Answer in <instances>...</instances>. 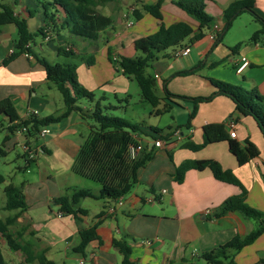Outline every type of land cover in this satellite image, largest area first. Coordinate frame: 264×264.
I'll list each match as a JSON object with an SVG mask.
<instances>
[{
    "label": "crops",
    "instance_id": "obj_1",
    "mask_svg": "<svg viewBox=\"0 0 264 264\" xmlns=\"http://www.w3.org/2000/svg\"><path fill=\"white\" fill-rule=\"evenodd\" d=\"M158 1L96 0L97 11L113 20V26L101 32L97 40L75 38L67 29H62L50 43H44L42 38L37 43L36 39L35 51L37 54L38 48L46 51V46L58 54L59 48L63 47L83 56V60L79 59L82 65H77V75L86 89L126 93L127 77L113 58L144 56L146 52L136 47L140 39L156 33L161 23L170 26L183 22L192 28V35L179 46L158 54L149 66L154 68L153 76L147 72L149 67L146 68V74L156 80V94L159 87L165 96L166 87L173 95L207 97L216 90L210 81L214 79L247 89L256 88L264 96V41L250 42L260 24L242 28L237 20L244 12L233 21L222 42H216V36L225 26V10L230 4L245 0H203L213 26L203 30L204 35L198 40H192L200 33L198 23L175 5L177 0H162L163 19L154 18L150 8ZM254 9L264 18V0H254ZM13 10L27 20L31 32L45 27L48 21L43 10L30 0H15ZM55 15L58 23L65 18L58 9ZM130 22H133L132 26H129ZM16 38L14 25L0 28V100L10 98L21 120L62 114L65 111L63 97H58L54 88L59 90L48 82L44 68L33 56L22 54L7 65L3 63L14 51ZM238 44L241 46L233 50ZM184 47L190 50L187 56L174 55L176 50ZM242 58H246L248 64L239 72ZM87 60L92 62L90 66ZM199 65L201 68L194 74L176 75ZM163 95L158 96L163 98ZM89 105L82 107L91 109L93 104ZM192 105L185 99L183 107L188 112ZM4 121L5 125L0 123V128L6 130L5 117ZM231 122L236 134L234 139L243 146L249 141L260 151L257 158L245 165L239 166L227 142L210 144L196 152L182 147L188 140L201 144L203 128L208 124H225L230 134ZM44 128L49 130L44 137L27 138L24 135L23 143L21 134H7L9 138L5 147L8 150L22 149L19 156L24 160L26 173H32L36 168L35 181L21 180L20 187L12 180L9 182L21 189L27 204L26 210L16 209L15 214L20 213L17 222L27 220L29 232L34 231L33 237L29 232L27 234L35 243V250L45 251L47 258L56 264H121L123 256L113 246L114 240L126 241L132 249L130 261L133 264H207L202 258L203 253L226 244L237 235L245 237L250 234L256 222L238 212L221 218L212 217L214 210L225 200L240 194L239 187L218 181L210 170H189L182 183L174 181L175 167L187 160L219 162L224 169L232 171L247 190V204L264 212V138L261 130L253 117L240 115L229 98L216 96L210 102L199 104L190 128L163 131L162 135H167V139H159L161 147H156L150 137H136L139 154L154 148V158L139 170V183L128 194L114 200L90 197L80 200L78 207L87 211L85 216H81L82 225L85 228L96 226L100 240L90 242L84 253L75 252L81 243L79 228L72 216H59L55 199L80 189L94 195L101 192V186H90L85 183L89 179L72 170L91 126L77 112H72ZM32 139L37 142L33 150L30 145ZM25 145L33 151L34 157L24 151ZM2 237L0 235L1 249ZM234 261L235 264H264V233L238 252Z\"/></svg>",
    "mask_w": 264,
    "mask_h": 264
},
{
    "label": "trees",
    "instance_id": "obj_2",
    "mask_svg": "<svg viewBox=\"0 0 264 264\" xmlns=\"http://www.w3.org/2000/svg\"><path fill=\"white\" fill-rule=\"evenodd\" d=\"M37 7H42L45 18L48 20L45 27L39 28L35 32L29 30L26 19L15 14L12 7L0 1V28L6 25H14L17 29V38L14 41V51L3 61L5 65L13 61L24 53L33 56L45 72L48 82L53 83L63 97L65 111L58 116H47L38 118L31 116L27 120H21L15 105L10 98L0 100V115L5 117L7 122L6 130L8 136L16 133L17 129L25 126L27 128L26 137L34 138L42 128L53 123H57L69 116L72 112H77L84 121L91 120V130L88 138L80 147L76 156L72 170L75 174L98 183L101 186L99 195H94L88 190L80 189L72 194H64L55 199V204L59 207L63 216H72L79 228L81 237L80 245L75 248V252L84 253L87 245L95 240H100L96 232V226L85 228L82 225L81 216H85L87 211L78 207L82 198L108 199L114 200L128 194L134 186L139 183L138 172L141 168L154 158L155 150L152 148L143 152L137 158L132 159L129 154L131 146L139 147L137 136H147L153 141L159 139L166 140L167 135H162L163 130L150 127L143 128L139 123L130 121L105 113L109 108H103L101 100L96 101L95 93L86 89L78 79L77 65L73 63H50L35 51V40L38 37H45L46 30L50 29L54 35L60 30L67 29L71 36L83 40H97L100 33L113 26V20L97 11L96 0H33ZM175 5L191 16L199 25L200 33L192 40L203 37V30L211 29L213 19L206 11L203 0H177ZM162 0L153 4L150 8L151 15L162 21ZM56 9L65 16L61 23L56 20ZM244 12H249L260 24V29L250 38L251 43L264 41V18L255 11L254 0L236 1L229 5L224 12L225 26L217 36V43L222 42L226 33L230 30L233 21ZM139 16L137 15V18ZM192 28L183 22L166 26L161 23L158 31L152 35L144 37L137 42V49L144 50L146 54L139 57L121 56L118 61L124 76L134 79L140 88L141 95L153 108H158L161 101L164 102V109H157L156 114L162 115L168 112L173 105L177 104L174 98H183L193 103V108L189 114L185 128H190L192 120L195 118L199 104L210 102L216 96H225L235 105V109L242 116L253 117L264 138V96L258 89H247L245 87L231 83L210 79L215 87V92L207 97L187 98L171 94L164 88L165 96L160 98L155 93L156 80L151 75L146 74V68L158 58V54L166 50L179 46L182 41L192 35ZM238 44L233 50L240 47ZM58 54L65 58L76 57L83 60V56L76 55L63 47L59 48ZM110 56V53H109ZM111 57V56H110ZM89 66L91 61L86 62ZM201 65L187 71L178 72L176 75H189L196 73ZM87 100L93 107L91 109L82 107L79 103ZM19 124L15 125L14 122ZM9 137H6L7 140ZM227 142L231 154L235 156L239 166L245 165L249 161L260 155L259 149L249 141L246 145H241L227 132L225 124H208L203 128V142L195 144L188 140L182 147L191 151H199L210 144ZM169 157L171 154L169 153ZM189 170L204 171L210 170L214 178L218 181L228 183L240 188L238 195L225 200L217 207L212 217L221 218L229 213L238 212L244 218L256 222L254 230L245 237L237 235L226 244L202 254V258L207 264H235V255L244 247L251 245L264 233V212L259 211L246 202L247 190L235 177L232 171L226 170L215 160H187L175 167L172 174L177 183H182ZM5 182V177L0 174V185ZM7 195V210H26L27 206L23 199L21 189L9 184L5 188ZM18 215L8 217L4 221L0 220V235L3 236L6 245L14 252H20L25 256L26 264H56L47 258L45 251L35 250V243L32 240L23 241L22 231L12 233L11 227L16 223ZM29 234L33 237L34 231ZM113 246L122 254L121 264H133L130 261L132 249L125 240H114ZM0 264H7L0 243Z\"/></svg>",
    "mask_w": 264,
    "mask_h": 264
},
{
    "label": "rangeland",
    "instance_id": "obj_3",
    "mask_svg": "<svg viewBox=\"0 0 264 264\" xmlns=\"http://www.w3.org/2000/svg\"><path fill=\"white\" fill-rule=\"evenodd\" d=\"M1 2L9 5L10 7H15V0H0ZM33 2L35 6V2ZM42 10V7H38ZM238 25H241L242 28L248 27L251 28L253 25H258V22L255 20L254 16L248 12L241 15L238 20ZM234 33V32H233ZM232 35V34H231ZM42 41L41 37L37 38V43ZM42 51L40 48L37 49L38 54L41 57H45L48 61L52 63H73L78 66L82 65V62L74 57L65 58L57 54L56 51H51L49 48L44 47ZM147 72L153 76L154 68L149 67ZM128 82V89L126 93H114L111 92L110 89L105 90H97L95 91V99L96 101L100 100L102 97H105L104 100H101V105L103 108L107 107L108 110L105 113L112 114L117 117L124 118L131 123H139L143 125L145 128L154 127L166 132L167 130L171 129L174 130L176 128H180L185 131V125L188 122L189 114L191 111L188 112L187 109L183 107L185 103V99L183 98H174L176 103L173 105L168 112L163 113L162 115H157V109H164V103L158 106V108H153L141 95V91L139 88L138 83L132 78H126ZM55 89L58 97H61L60 92ZM157 95L162 96L163 93L160 91L159 87H157ZM164 96V95H163ZM179 96V95H177ZM90 102L87 100H83L80 104L81 106L89 107ZM193 105L191 107V110ZM87 122L93 125V121L87 120ZM0 123L5 125L4 116L0 115ZM90 129V128H89ZM7 132L5 129L0 128V174H2L6 178V182L0 185V220H5L8 217L16 216L17 210H7L6 203H7V195L5 192L6 186L12 180L14 184L20 187L21 180H36V168L32 173H26L25 163L24 160L19 156L21 154L22 149L17 147L16 149L8 150L5 147V139L7 136ZM12 136V135H10ZM21 143L24 142V135H20ZM20 143V144H21ZM37 142L35 140H31L30 145L32 150L35 148ZM140 155V154H139ZM138 155V156H139ZM13 176H16L14 178ZM85 183H88L92 187L100 186L98 183L85 180ZM27 206V204H26ZM20 213L18 214V216ZM26 226L27 230L23 232V241L31 240L29 235L27 234L30 230V226L27 220L22 223L17 222L11 227L12 233L16 234L18 231H22V227ZM2 250L6 257L7 264H26L25 256L20 252L12 251L7 245L2 237Z\"/></svg>",
    "mask_w": 264,
    "mask_h": 264
},
{
    "label": "built area",
    "instance_id": "obj_4",
    "mask_svg": "<svg viewBox=\"0 0 264 264\" xmlns=\"http://www.w3.org/2000/svg\"><path fill=\"white\" fill-rule=\"evenodd\" d=\"M132 25H133V22H130V23H129V26H132ZM216 29H217V28H216ZM45 32H46V34H45V37L43 38V42H44V43H50V42L53 40V38L55 37V35L51 32L50 29H47ZM217 36H218V35H217ZM217 36H216V37H217ZM189 52H190L189 48H188V47H184V48H181V49L176 50L175 53H174V55H175V56H187V55L189 54ZM24 55H25L26 57H30V56H31L29 53H24ZM113 61H114V62L117 64V66L119 67V65H118V61H119V59H118L117 57H114V58H113ZM241 61H242V63H241V65L238 67V71H239V72L242 71V69L248 64L246 58H242ZM119 69H121V68L119 67ZM121 70H122V69H121ZM14 124L17 125V124H19V122H18V121H15ZM230 126H231V132H230L229 135H230L231 138H235V137H236V134H235V132H234V124L231 122ZM26 132H27V128H26L25 126H22V127H20V128L17 129L16 134H18V135H20V134H21V135H25ZM48 133H49V130L46 129V128H43V129L38 133V137H44V136H45L46 134H48ZM155 146H156V147H161V146H162V142H161L160 140L155 141ZM24 151H25L26 153H29L31 158L35 156V155L33 154V151H31V149H29L26 145L24 146ZM129 154H130V157H131L132 159L137 158V156L139 155L138 147L131 146V147H130V150H129ZM59 216H60V217L63 216L62 213H59ZM146 243H149V242H146Z\"/></svg>",
    "mask_w": 264,
    "mask_h": 264
}]
</instances>
